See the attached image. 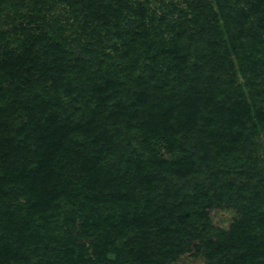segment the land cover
<instances>
[{"label":"trees","instance_id":"trees-1","mask_svg":"<svg viewBox=\"0 0 264 264\" xmlns=\"http://www.w3.org/2000/svg\"><path fill=\"white\" fill-rule=\"evenodd\" d=\"M155 1L0 0V264H264V0Z\"/></svg>","mask_w":264,"mask_h":264},{"label":"rangeland","instance_id":"rangeland-1","mask_svg":"<svg viewBox=\"0 0 264 264\" xmlns=\"http://www.w3.org/2000/svg\"><path fill=\"white\" fill-rule=\"evenodd\" d=\"M161 2V0H157L155 1V3H152L151 5V9H156L160 4L158 2ZM238 2V1H237ZM237 2L235 4H233L230 9L233 10H238L239 5L237 4ZM263 139V140H262ZM257 157L261 158L264 161V138L261 134V137H257ZM238 167V164L236 165ZM230 178H235V183H241L242 180L241 178H238L237 176L234 177L233 173L230 174L229 176ZM255 185V184H254ZM250 192V190H249ZM256 192L249 193L248 198V202L250 204L249 207H260L261 209L264 210V191L260 190L259 194L261 195V197H255ZM252 195H253V199H252ZM207 215H208V219H209V226L212 227V233L215 231H218V233L221 232H227L234 220L238 217V213L236 212L235 209L233 208H209L207 210ZM254 227V224L251 223L250 228L252 229ZM254 232H252V234H255L257 236H259L258 232H256V229H253ZM240 255L238 254L237 257H239ZM242 264H249V261L247 259L241 260ZM171 264H207L205 263V260L200 257V256H194L193 254H186L183 255L182 257H179L175 262L171 263Z\"/></svg>","mask_w":264,"mask_h":264}]
</instances>
